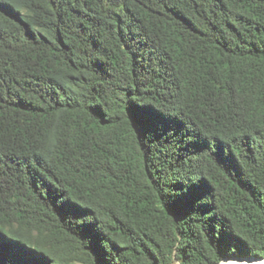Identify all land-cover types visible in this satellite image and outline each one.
Returning <instances> with one entry per match:
<instances>
[{"label": "trees", "instance_id": "16d2710c", "mask_svg": "<svg viewBox=\"0 0 264 264\" xmlns=\"http://www.w3.org/2000/svg\"><path fill=\"white\" fill-rule=\"evenodd\" d=\"M264 257V0H0V264Z\"/></svg>", "mask_w": 264, "mask_h": 264}, {"label": "bare ground", "instance_id": "6f19581e", "mask_svg": "<svg viewBox=\"0 0 264 264\" xmlns=\"http://www.w3.org/2000/svg\"><path fill=\"white\" fill-rule=\"evenodd\" d=\"M220 264H264V260L239 261V260L224 259Z\"/></svg>", "mask_w": 264, "mask_h": 264}, {"label": "water", "instance_id": "95a60500", "mask_svg": "<svg viewBox=\"0 0 264 264\" xmlns=\"http://www.w3.org/2000/svg\"><path fill=\"white\" fill-rule=\"evenodd\" d=\"M230 259V258H227ZM225 259V260H227ZM231 260H239V261H254V260H264V257H235V258H231Z\"/></svg>", "mask_w": 264, "mask_h": 264}, {"label": "rangeland", "instance_id": "374dc122", "mask_svg": "<svg viewBox=\"0 0 264 264\" xmlns=\"http://www.w3.org/2000/svg\"><path fill=\"white\" fill-rule=\"evenodd\" d=\"M173 264H179L177 261L175 262V263H173Z\"/></svg>", "mask_w": 264, "mask_h": 264}]
</instances>
